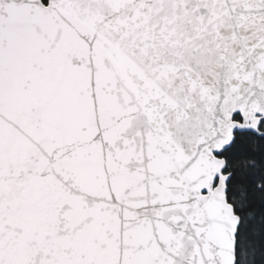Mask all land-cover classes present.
<instances>
[{
  "label": "snow or ice",
  "instance_id": "1",
  "mask_svg": "<svg viewBox=\"0 0 264 264\" xmlns=\"http://www.w3.org/2000/svg\"><path fill=\"white\" fill-rule=\"evenodd\" d=\"M0 264H264V0H0Z\"/></svg>",
  "mask_w": 264,
  "mask_h": 264
}]
</instances>
